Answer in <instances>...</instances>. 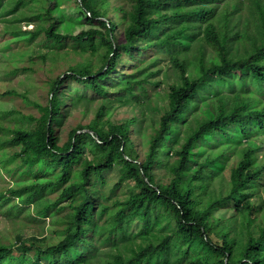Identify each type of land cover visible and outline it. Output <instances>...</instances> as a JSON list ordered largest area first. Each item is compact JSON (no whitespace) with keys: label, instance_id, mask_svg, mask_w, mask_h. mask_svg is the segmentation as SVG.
Masks as SVG:
<instances>
[{"label":"trees","instance_id":"1","mask_svg":"<svg viewBox=\"0 0 264 264\" xmlns=\"http://www.w3.org/2000/svg\"><path fill=\"white\" fill-rule=\"evenodd\" d=\"M64 1L0 0L4 17L27 6L3 18L5 41L42 36L54 57L71 41L81 56L46 82L45 105L5 92L39 116L11 125L0 111V214L49 218L54 234L0 242V264H95L99 246L105 264H264V0H76L93 26L79 33L63 22ZM161 52L178 78L154 92ZM95 100L94 118L62 143L68 105ZM124 106L132 115L112 120ZM116 167L113 191L133 183L123 198L103 191Z\"/></svg>","mask_w":264,"mask_h":264},{"label":"rangeland","instance_id":"2","mask_svg":"<svg viewBox=\"0 0 264 264\" xmlns=\"http://www.w3.org/2000/svg\"><path fill=\"white\" fill-rule=\"evenodd\" d=\"M113 4H117V0H112ZM31 5V4H29ZM28 5V6H29ZM76 0H65L61 3L60 7L64 10L65 21H73L75 24L73 26V33H79L82 30H88L93 27L90 23L86 22L84 19L78 20L76 15ZM24 5H20L18 11L15 13H10L6 17L0 15V31L5 28V25L9 23L15 15H19L20 10H24ZM112 16V15H111ZM2 18V19H1ZM4 18V19H3ZM27 23L28 19L22 20L21 25L23 29H31L37 23V19ZM117 33V31H115ZM42 36L35 38V40L28 46L21 45L14 41H5L2 33L0 32V111H2V120L4 124L14 125L27 124V120L22 117V115L34 114L39 116V108L35 105L29 103L23 97L18 95H5L7 91H17L21 94H26L30 100H35L37 103L45 105L49 98V85L46 83L50 78L56 77L66 71L70 65L81 60V56L71 48V41H68L67 49L60 51V55L54 57L53 55H48L49 50L41 45ZM7 42V43H5ZM40 52V54H38ZM160 59L156 67L157 74L151 76L150 80L153 84L150 88L155 92L156 89H162L163 91L168 88V81H174L178 77L175 71L171 69L169 56L165 52L158 53ZM44 56H46L44 58ZM168 74V76H166ZM159 82V84L157 83ZM69 85L67 90H77L78 94L84 93V87L73 80H69ZM89 98L98 99L95 94L88 92ZM98 106V101L90 103L88 111H83V105H79L77 108H72L68 105L69 114L64 119L62 126L59 129V134L61 142H65L69 131L78 126L88 124L95 116V108ZM8 111L9 113H5ZM11 111H18V113H11ZM132 110L126 106L119 107L113 110L111 115L112 120H120L127 116L132 115ZM6 160V154L4 150H0V163L3 166V162ZM36 171L37 168L30 167L23 169L26 173L30 171ZM44 170V169H42ZM41 172H45L42 171ZM41 178H44L46 174H39ZM105 184L103 186V191L114 198H123L132 189V182L124 183L118 189L113 191L114 183L118 180L120 175L119 167L105 172ZM39 178V179H41ZM32 180L31 176L29 178ZM10 181V178H6ZM6 185L3 181H0V187ZM260 194H264V186L260 187ZM217 214L227 218L233 215L226 207L221 208L217 211ZM260 217L264 220V212L260 214ZM260 219V218H259ZM23 220V221H22ZM239 225L237 223L236 228ZM37 234V235H51V224H49V218L41 221L40 223L27 224L25 217L22 214L17 213L15 216H6L0 214V242H8L9 240H14V236L17 234ZM56 237L52 240L56 241ZM109 246H99V257L96 258L95 264H105L102 258L107 256V251ZM17 255V252L14 253Z\"/></svg>","mask_w":264,"mask_h":264},{"label":"water","instance_id":"3","mask_svg":"<svg viewBox=\"0 0 264 264\" xmlns=\"http://www.w3.org/2000/svg\"><path fill=\"white\" fill-rule=\"evenodd\" d=\"M91 132V131H90Z\"/></svg>","mask_w":264,"mask_h":264}]
</instances>
